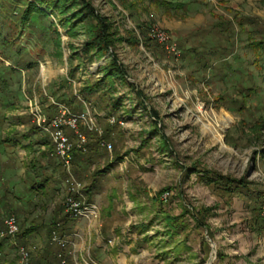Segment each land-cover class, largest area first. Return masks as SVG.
Here are the masks:
<instances>
[{
  "label": "rangeland",
  "instance_id": "obj_1",
  "mask_svg": "<svg viewBox=\"0 0 264 264\" xmlns=\"http://www.w3.org/2000/svg\"><path fill=\"white\" fill-rule=\"evenodd\" d=\"M102 21L106 51L90 46ZM260 40L264 0H0V142L20 138L0 146V222L19 224L0 264L35 260L56 221L71 264H264ZM63 111L99 129L70 167L48 155ZM39 168L47 187L28 192ZM73 194L96 215L73 218Z\"/></svg>",
  "mask_w": 264,
  "mask_h": 264
},
{
  "label": "trees",
  "instance_id": "obj_2",
  "mask_svg": "<svg viewBox=\"0 0 264 264\" xmlns=\"http://www.w3.org/2000/svg\"><path fill=\"white\" fill-rule=\"evenodd\" d=\"M36 13H39L40 15H43V16H47V11L42 9L41 4H35V3L31 2L29 4L25 14H26V16L31 17L32 15H35ZM99 21H100V19H99ZM91 31H92V35H91L92 38L90 40V46L97 49V50H101V51L108 50L110 48V45L113 43V41L111 40V36H110L111 34H110L109 30L107 29V26L103 25V21L99 27H97L96 29L91 30ZM258 42L259 43L255 46L264 49V40H260ZM120 73H122V71L120 69L116 72L112 71V69H111L109 72V75L110 76H119V75H121ZM241 93L245 94L244 99L247 98L246 96H248V99H249V98H251V95L255 94V89L253 87H249L247 90L243 89V91ZM249 95H250V97H249ZM75 115H77V114H75ZM67 129H69V132L73 133L72 135L70 133H66L68 135V137L70 138V141L73 144L74 141L76 140V138L78 140V135L76 134V132L73 129H71V128H67ZM79 130H80L81 134L86 136V138H87L86 131H89L92 133H99V131H96V130L92 131V130L88 129L86 126L81 125V124L79 125ZM22 137L25 138V136H21V138ZM19 139H17V137H13V139L11 137H8L7 139H5V141L0 142V146L7 145L10 147H14L15 146L14 143H16V141ZM87 142H88V138H87ZM4 148H5V146H4ZM25 148H27V147H25ZM29 148H31V146ZM86 150H87V143H86L85 149L78 147L76 144H73V149H72L73 160H72V163H75L77 161L79 154L80 155L84 154V152ZM48 155H49V160H51V161H52V159L53 160L55 159L54 157H57L55 147H54L53 151ZM8 161H9V157H8ZM3 165L6 166L7 162L6 161L3 162ZM38 170H39V173L36 174V176L34 178L31 177L30 173L26 174V178L28 177L29 179H32L34 181L33 184L30 185L28 192L30 190L31 191L32 190H45L47 187L46 182L48 181V179L50 180V177L48 176V169L39 168ZM37 177L40 178L39 181L36 180ZM71 177L72 176H66V180H65L66 183H68V180H70ZM80 182H82V181H80ZM94 191L95 190L92 186H90L88 188H86V187L84 188L85 196L88 198L87 200L89 203L92 201L91 197L94 195L93 194V193H95ZM8 194H9V191H6L4 194V197H3V200L5 201V207L10 209V211L12 213H16L13 210L14 208L12 207L13 201H11L9 199L10 195H8ZM73 196L77 199L79 198L78 195H76V194H73ZM12 216H14L17 219V217L14 214L9 215L8 218H10ZM7 219L4 222H0V229H2L0 231V234L5 236V237L0 239V250H2L8 244L7 238H10V236H11L8 232V225L6 223ZM66 219H69L68 215H67V218H65V220ZM71 221H75V220L72 219ZM17 223H18V219H17ZM18 226H19V224H18ZM54 227H55V230L50 235V240L45 245L43 252L39 256H37V258L35 260H32V261H31L30 254H29V258H30L29 264H69V263L71 264V262L69 260L66 261L67 255H66L65 249L62 248L60 245L54 243V241H53V236L55 234L62 236V234L64 233L62 222H60V221L54 222ZM30 231L31 230H23V231H21L20 234L18 233V235H17L19 237L18 238L19 242L22 243L23 245H25L24 247L21 248V251L22 250H26V251L29 250V249H27L28 244L26 243V240L29 238V234H30L29 232Z\"/></svg>",
  "mask_w": 264,
  "mask_h": 264
},
{
  "label": "built area",
  "instance_id": "obj_3",
  "mask_svg": "<svg viewBox=\"0 0 264 264\" xmlns=\"http://www.w3.org/2000/svg\"><path fill=\"white\" fill-rule=\"evenodd\" d=\"M154 37L159 38L161 41H167L168 37L163 34L154 33ZM115 119H112L110 121L111 123H114L113 121ZM45 122V119H44ZM84 125L90 130H96L99 131L98 127L96 126V122L91 117L89 113L83 112L77 115H71L70 117L66 115V111H63L60 117H56L51 122V128L53 130V139L54 144L56 147V153L62 158V161L64 162L65 167H70L72 164L73 156H72V149L73 144L70 141V138L65 132L66 128L73 129L76 134L78 135V140L80 141V144L78 147H81L85 149L87 138L83 134L80 133L79 125ZM101 132V131H100ZM104 145L107 143L104 142ZM108 146L111 148V144H108ZM71 187V192L76 193L80 192L79 188L81 186V183L76 181L75 179L68 180ZM67 210L71 214L73 218H81L84 216H87V214L96 215V211L93 207H89V203H86L82 200H79L75 198L73 195L67 199ZM8 225V232L11 236L15 235L18 231V223L17 219L12 216L7 219L6 221ZM53 241L60 245L62 248H65L67 246L66 241L59 237L57 234L54 235ZM24 254L25 250H22ZM28 264V262L24 263Z\"/></svg>",
  "mask_w": 264,
  "mask_h": 264
},
{
  "label": "crops",
  "instance_id": "obj_4",
  "mask_svg": "<svg viewBox=\"0 0 264 264\" xmlns=\"http://www.w3.org/2000/svg\"><path fill=\"white\" fill-rule=\"evenodd\" d=\"M99 255H100L99 252H97L95 256H98V257H99ZM96 260H97V259H96Z\"/></svg>",
  "mask_w": 264,
  "mask_h": 264
}]
</instances>
